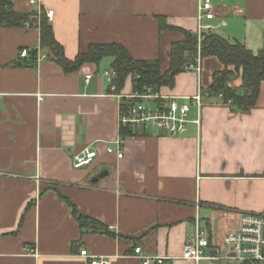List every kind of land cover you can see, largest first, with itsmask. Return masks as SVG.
<instances>
[{
    "label": "crops",
    "instance_id": "crops-1",
    "mask_svg": "<svg viewBox=\"0 0 264 264\" xmlns=\"http://www.w3.org/2000/svg\"><path fill=\"white\" fill-rule=\"evenodd\" d=\"M0 1L38 17L53 11L47 18L69 61L92 45L115 43L166 68L181 37L160 31L157 17L196 33L202 0ZM210 1L215 18L203 23L207 33L263 48L264 0ZM38 24L0 26V264H87L83 249L111 264H141L137 248L165 264H224L183 260V248L196 222L224 247L243 214H264V85L249 112L209 96L200 125L192 110L182 135L158 127L123 134L132 78L113 93L104 75L112 58L65 72L41 48ZM24 49L46 58L23 59ZM222 69L205 59L202 88ZM198 88V75L183 73L160 91L182 102ZM86 150L97 158L74 168Z\"/></svg>",
    "mask_w": 264,
    "mask_h": 264
},
{
    "label": "trees",
    "instance_id": "trees-1",
    "mask_svg": "<svg viewBox=\"0 0 264 264\" xmlns=\"http://www.w3.org/2000/svg\"><path fill=\"white\" fill-rule=\"evenodd\" d=\"M157 21L160 31L178 32L183 36L171 45L166 68L162 67L160 58L136 60L124 46L115 43L92 45L74 61H69L63 46L56 40L53 27L44 12L39 17L35 12L18 13L12 8L11 2L0 1V26L21 28L27 24L39 23L41 48L46 50L50 59L65 72H75L86 63L98 64L106 58H112L110 68L116 72L114 86L117 94L124 89L129 78H132L134 92H144L148 88L173 89L176 77L187 73L186 67L197 58L200 48L202 59L216 58L223 65L222 70L213 74L212 84L206 90L209 96L219 98L223 104L233 106L242 112H249L257 105L264 85V45L261 50L253 52L243 43L229 42L213 33H203L199 42L196 33L169 25L166 17H157ZM37 53V50L31 52L32 62H36ZM126 107L124 102L122 111ZM126 130L128 129L123 130V134L129 133ZM78 219L83 225L89 220L82 217Z\"/></svg>",
    "mask_w": 264,
    "mask_h": 264
},
{
    "label": "built area",
    "instance_id": "built-area-1",
    "mask_svg": "<svg viewBox=\"0 0 264 264\" xmlns=\"http://www.w3.org/2000/svg\"><path fill=\"white\" fill-rule=\"evenodd\" d=\"M39 0H32V5L39 4ZM54 12L48 11L47 17L51 20ZM215 18V9L210 0H202L198 7V31L196 32L201 40L204 29V22ZM37 63L46 57L37 50ZM31 51L24 49L21 58H28ZM202 59L198 56L192 64L186 67L187 73H196L199 77V88L196 95L178 102L175 97H165L160 90L148 88L144 92H132L123 97L126 102V109L121 112L120 125L123 129H147L158 127L172 136L182 135L191 122L189 115L192 110L197 111V118L193 123L200 125L201 110L204 100L209 94L202 88ZM111 91L116 93L114 81L116 72L108 69L104 73ZM222 98V95L220 96ZM230 104V103H229ZM118 158L123 157L121 142H118ZM113 153L112 149H108ZM97 158L94 150H86L83 154L75 157L74 168L90 166ZM224 247L215 246L212 243L210 231L201 227L196 222L193 230L189 233L187 243L184 245L182 259L192 262H218L224 264H264V214L245 213L241 216L238 230L226 239ZM136 256L141 264H165L167 259L160 257H144L141 248L135 249ZM80 256L87 261V264H111L109 259L92 256L87 250H81Z\"/></svg>",
    "mask_w": 264,
    "mask_h": 264
},
{
    "label": "rangeland",
    "instance_id": "rangeland-1",
    "mask_svg": "<svg viewBox=\"0 0 264 264\" xmlns=\"http://www.w3.org/2000/svg\"><path fill=\"white\" fill-rule=\"evenodd\" d=\"M168 32V31H167ZM169 33H173V32H169ZM180 37H181V39H182V35L180 34V33H178V32H176ZM202 33H207L206 32V30H205V28L203 29V32ZM201 40H202V37H201ZM201 40H199V42H201ZM198 56H200V48H199V53H198ZM197 56V57H198ZM201 57V56H200ZM201 59H202V57H201ZM203 66H204V59H202V69H203ZM234 264H238V263H234Z\"/></svg>",
    "mask_w": 264,
    "mask_h": 264
}]
</instances>
